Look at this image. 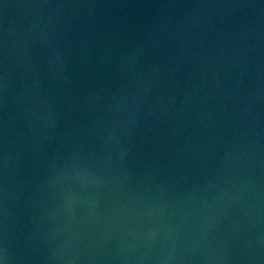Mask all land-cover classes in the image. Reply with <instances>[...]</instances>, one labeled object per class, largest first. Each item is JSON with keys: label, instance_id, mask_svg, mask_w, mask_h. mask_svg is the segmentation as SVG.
<instances>
[{"label": "water", "instance_id": "obj_1", "mask_svg": "<svg viewBox=\"0 0 264 264\" xmlns=\"http://www.w3.org/2000/svg\"><path fill=\"white\" fill-rule=\"evenodd\" d=\"M0 264H264V0H0Z\"/></svg>", "mask_w": 264, "mask_h": 264}]
</instances>
